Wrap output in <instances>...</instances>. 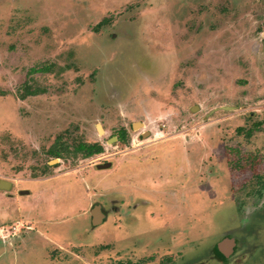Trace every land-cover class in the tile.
I'll return each instance as SVG.
<instances>
[{"label": "rangeland", "instance_id": "obj_1", "mask_svg": "<svg viewBox=\"0 0 264 264\" xmlns=\"http://www.w3.org/2000/svg\"><path fill=\"white\" fill-rule=\"evenodd\" d=\"M1 180L0 264H264V0H0Z\"/></svg>", "mask_w": 264, "mask_h": 264}, {"label": "flooded vegetation", "instance_id": "obj_2", "mask_svg": "<svg viewBox=\"0 0 264 264\" xmlns=\"http://www.w3.org/2000/svg\"><path fill=\"white\" fill-rule=\"evenodd\" d=\"M101 23V22H100ZM137 124H139V123H137ZM135 126V125H134ZM126 136H127V134L125 133V131H123L122 132V134L120 135V138H122L121 140H125L126 139ZM115 139L116 140H118V137L116 138L115 137ZM94 143H99V142H94ZM102 147H103V145L101 144V143H99ZM191 148V146H188L187 148ZM189 150V149H188ZM103 151H104V147H103ZM102 151V152H103ZM102 152H100V153H102ZM100 153H96V154H100ZM95 155V154H94ZM93 156V155H92ZM62 157V156H61ZM91 157V156H90ZM85 158H88V157H85ZM176 163L173 165L172 164V168L171 169H173V171H176L177 173H173V171L171 170L170 172H169V174L165 177V180H163L164 181V183H162V184H164V185H166V186H172V185H181L182 186V184H184L185 182H183L184 180H188V177H186L185 175H183L182 173V176L181 175H179V165H177V161H175ZM110 164L108 167H111L112 166V162H107V163H105V164ZM104 164V165H105ZM100 165H102V164H98L97 165V167L98 168H100L99 166ZM183 167V166H182ZM100 169H105V168H100ZM186 172L187 173H189L190 171H193L194 170V162L193 161H187V164H186ZM130 171H131V169H127V172H128V175H129V173H130ZM126 172V173H127ZM160 172V171H159ZM159 172L157 173V175L159 174ZM154 173L155 172H147V173H142V174H140L139 176H138V178H136V180L134 179V177H133V175L132 174H130V177H129V179H128V182H127V184H126V190L127 189H134L133 187H138V184H143V185H146V182H149V183H151V185H153L154 187H160L161 188V179H157V178H155L156 176H154ZM144 174H147V176H146V178L145 179H142L141 180V178L142 177H144ZM173 176H175V177H173ZM140 180V181H139ZM11 183V182H10ZM12 185H13V183H11V186L10 187H12ZM162 188H164L165 189V192H167V191H170L167 187H162ZM160 190H162V189H160ZM157 191V190H156ZM136 192V191H135ZM163 192V191H162ZM20 193L22 194V193H26V194H28V191H24V190H22V191H20ZM165 193L163 192V194H161L160 195V197H157V202H156V204H152V201H150L149 199H147V198H144V197H139V199L138 200H135V202L131 205V206H129V208H132V209H136V208H138V207H140V206H151V205H153L156 209H157V212H158V216L160 217V219L159 220H157V222L158 223H164L165 221H167V222H165V224H167L166 225V228L169 226V224L171 225V226H179V224H183V222L180 220V215H179V213H178V210H177V207L175 206V205H168L166 202H165V198L163 197V195H164ZM123 201H124V199H123ZM123 203V202H122ZM96 206H98L99 207V209H100V212L103 214V217H102V221H101V223H99V224H97V225H95V226H102L103 225V223H105V221H106V218H107V213H106V209H105V207H104V205L102 204V203H97V204H95L94 206H93V208H92V210L96 207ZM92 210H91V215H92ZM162 211H164V213L162 212ZM161 214V215H160ZM175 215V216H174ZM170 217H172L171 219H170ZM180 221V222H179ZM172 224H174V225H172ZM181 227V226H180ZM186 227V226H185ZM189 228V227H188ZM188 231V230H187ZM171 235H173V234H175L176 232L175 231H173V230H171ZM175 232V233H174ZM226 238H232V236H229V237H225L224 239H226ZM171 239H173V236H171ZM236 240V239H235ZM217 244V243H216ZM215 244V246H214V250H215V253H214V256H215V259L216 260H218L219 262H223V263H226L227 262V260L228 259H230L231 257H232V255H235V253L237 252V245H238V242H237V240H236V246H235V250H234V253L229 257V258H227V259H224L223 258V256H219V254L221 255V253L220 252H218V248H217V246L218 245H216ZM219 253V254H218ZM120 264H122V263H120ZM128 264H135V263H131V261L129 262L128 261Z\"/></svg>", "mask_w": 264, "mask_h": 264}, {"label": "trees", "instance_id": "obj_3", "mask_svg": "<svg viewBox=\"0 0 264 264\" xmlns=\"http://www.w3.org/2000/svg\"><path fill=\"white\" fill-rule=\"evenodd\" d=\"M101 24H102V22L99 23V25H101ZM38 70L45 71L46 69L40 68ZM35 94H36L35 91L27 90V92L24 93L23 98H25L26 96L35 95ZM62 151H63V149H62V145L61 144L60 145H54L49 150L50 154L53 157H56V158L57 157H61L63 155ZM102 151H103V147L99 143L81 142L78 145H76V147L74 148L75 154L82 153L83 157H90V156H92V155H94L96 153H100ZM219 256L221 257L220 254H219Z\"/></svg>", "mask_w": 264, "mask_h": 264}, {"label": "water", "instance_id": "obj_4", "mask_svg": "<svg viewBox=\"0 0 264 264\" xmlns=\"http://www.w3.org/2000/svg\"><path fill=\"white\" fill-rule=\"evenodd\" d=\"M55 162V160H54ZM110 164H105V165H100V168H106L108 167ZM11 183L9 181L6 180H1L0 181V187L7 189L10 188ZM92 216H93V225H97L99 223H101L102 221V217L103 214L100 212V209L98 206H96L93 210H92ZM235 240L233 238H226L224 239L222 242H220L217 246L218 248V252L221 253V256H223L224 259L229 258L235 250Z\"/></svg>", "mask_w": 264, "mask_h": 264}]
</instances>
